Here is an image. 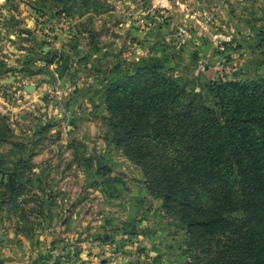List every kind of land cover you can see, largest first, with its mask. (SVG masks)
Segmentation results:
<instances>
[{
    "label": "rangeland",
    "instance_id": "1",
    "mask_svg": "<svg viewBox=\"0 0 264 264\" xmlns=\"http://www.w3.org/2000/svg\"><path fill=\"white\" fill-rule=\"evenodd\" d=\"M152 63L212 106L210 81L264 76V0H0V264L187 263L104 119Z\"/></svg>",
    "mask_w": 264,
    "mask_h": 264
},
{
    "label": "trees",
    "instance_id": "2",
    "mask_svg": "<svg viewBox=\"0 0 264 264\" xmlns=\"http://www.w3.org/2000/svg\"><path fill=\"white\" fill-rule=\"evenodd\" d=\"M209 85L212 106L141 65L107 81L104 119L147 190L175 212L186 264H264V76Z\"/></svg>",
    "mask_w": 264,
    "mask_h": 264
},
{
    "label": "water",
    "instance_id": "3",
    "mask_svg": "<svg viewBox=\"0 0 264 264\" xmlns=\"http://www.w3.org/2000/svg\"><path fill=\"white\" fill-rule=\"evenodd\" d=\"M29 89V88H28Z\"/></svg>",
    "mask_w": 264,
    "mask_h": 264
}]
</instances>
